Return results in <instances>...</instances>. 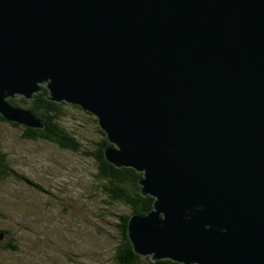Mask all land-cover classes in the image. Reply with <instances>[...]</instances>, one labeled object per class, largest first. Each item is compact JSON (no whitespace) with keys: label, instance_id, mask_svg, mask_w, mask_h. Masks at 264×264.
I'll return each mask as SVG.
<instances>
[{"label":"water","instance_id":"obj_1","mask_svg":"<svg viewBox=\"0 0 264 264\" xmlns=\"http://www.w3.org/2000/svg\"><path fill=\"white\" fill-rule=\"evenodd\" d=\"M43 87L141 173L134 253L264 264V0H0L1 117L42 127L7 98Z\"/></svg>","mask_w":264,"mask_h":264},{"label":"rangeland","instance_id":"obj_2","mask_svg":"<svg viewBox=\"0 0 264 264\" xmlns=\"http://www.w3.org/2000/svg\"><path fill=\"white\" fill-rule=\"evenodd\" d=\"M66 103L60 124L93 146L96 116ZM23 126L0 119V264H119L117 224L130 208L102 189L85 148L31 139Z\"/></svg>","mask_w":264,"mask_h":264},{"label":"trees","instance_id":"obj_3","mask_svg":"<svg viewBox=\"0 0 264 264\" xmlns=\"http://www.w3.org/2000/svg\"><path fill=\"white\" fill-rule=\"evenodd\" d=\"M47 93L48 90L43 87V91L34 93V97L31 99L24 97H8L7 100L12 103V105L32 112V114L42 124V127H29L24 125V136L31 139L40 138L47 140L57 144L61 148L71 151H79L85 148L83 153L94 158L98 166L97 174L105 182V185L101 184L102 189L104 188L105 191L109 192L111 200L122 202L130 208V213L119 215L120 221L117 224L120 229L119 233L121 237V243L118 247L119 250L117 254V261L119 264H140L141 259H143L146 264H182L170 259H161L153 262L148 256H140L134 253L126 234L128 219L132 214H144L148 212L152 208L153 202V198L151 196H142L140 193L138 178L141 176V173L136 172L131 167H115L106 161L103 147L109 144V142L105 132L100 128L96 117L94 118V121L96 122V129L99 133V137L96 140H92L93 146L85 145L84 147H80L81 142L76 140L72 133L68 132L59 122V118L63 112L62 107L67 103L64 101L59 103L48 100L45 97ZM71 105L82 109L78 105ZM84 111L88 114L94 115L91 112L86 110ZM0 119L4 118L0 115ZM9 122L13 125H18L16 122ZM3 165H5V163L0 160L1 176L4 173ZM34 185L38 186L36 183Z\"/></svg>","mask_w":264,"mask_h":264}]
</instances>
